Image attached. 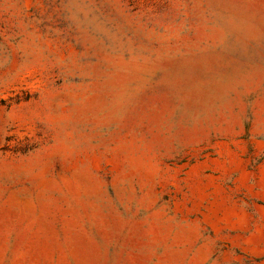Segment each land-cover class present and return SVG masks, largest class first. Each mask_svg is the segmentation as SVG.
<instances>
[{
    "label": "rangeland",
    "instance_id": "obj_1",
    "mask_svg": "<svg viewBox=\"0 0 264 264\" xmlns=\"http://www.w3.org/2000/svg\"><path fill=\"white\" fill-rule=\"evenodd\" d=\"M0 264H264V0H0Z\"/></svg>",
    "mask_w": 264,
    "mask_h": 264
}]
</instances>
